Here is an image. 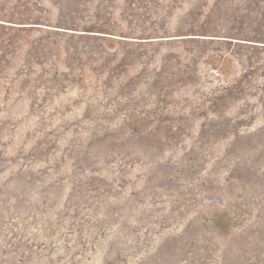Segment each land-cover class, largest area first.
Segmentation results:
<instances>
[{"label": "rangeland", "instance_id": "374dc122", "mask_svg": "<svg viewBox=\"0 0 264 264\" xmlns=\"http://www.w3.org/2000/svg\"><path fill=\"white\" fill-rule=\"evenodd\" d=\"M0 264H264V0H0Z\"/></svg>", "mask_w": 264, "mask_h": 264}]
</instances>
